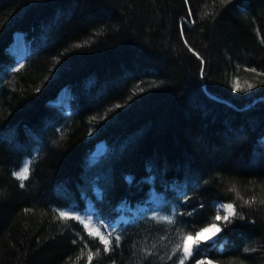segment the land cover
Instances as JSON below:
<instances>
[{
	"label": "trees",
	"instance_id": "1",
	"mask_svg": "<svg viewBox=\"0 0 264 264\" xmlns=\"http://www.w3.org/2000/svg\"><path fill=\"white\" fill-rule=\"evenodd\" d=\"M263 138L264 0H0V264H176L216 201L193 260L264 264Z\"/></svg>",
	"mask_w": 264,
	"mask_h": 264
},
{
	"label": "snow or ice",
	"instance_id": "2",
	"mask_svg": "<svg viewBox=\"0 0 264 264\" xmlns=\"http://www.w3.org/2000/svg\"><path fill=\"white\" fill-rule=\"evenodd\" d=\"M229 0H221V3H228ZM248 87H252V85H248ZM141 91L143 89H140ZM239 90V89H238ZM116 107H119V105H116ZM32 162L31 161H26L23 165V167L20 169V171L18 172H14L13 175H15L20 181H21V187L24 186L23 184V181L28 179V175H29V171H30V164ZM230 191H235V187L233 186L232 189H230ZM245 203H248V204H251L252 201H245ZM261 203H264V201H261ZM220 210H225L226 211V214L224 216H220L219 214L215 217V220L216 221H224L225 222V227L224 229H221L219 227H217V230L216 232L213 233L212 237H209L208 240L212 241L213 243H216L218 242V239L220 237L217 236V233H221L223 232L224 230L227 229L228 225L231 224L235 219H243L242 216L239 215V213L236 211V208L233 206V204L229 203V204H224V205H219L218 206V211ZM60 217L62 218H65V219H68L69 218V215L68 213L66 212H63L61 211L59 213ZM75 219H80V217H73ZM89 219H91V217H89ZM158 220H162V221H167L168 223H173V219L171 217H168V216H164V217H158ZM98 223H101V226H104L102 225V222H98ZM213 227H216V225H212ZM85 227H87V225H85ZM207 229H201V231H206ZM89 235H94V236H98L101 243L104 244V250L105 251H109L110 250V240H107L104 238L103 235H101L100 233H89ZM109 236L112 235L111 232L108 233ZM189 235H186L183 237V242H184V247L182 249L183 251V257L179 260V264H185L186 261L194 258V256L196 254H198L200 251H201V246L202 244H204L205 246H207V241H204L202 242L201 240L199 239H195L193 241L192 244H187V240L189 239ZM200 235V232H197L196 233V236H199ZM115 240H116V243L118 244L119 243V240H120V237L117 235L115 237ZM176 250H181V245L180 244H177L176 245ZM248 249H245V251H247ZM88 260L89 262L92 260V255L89 254L88 256ZM197 264H202L201 261H197Z\"/></svg>",
	"mask_w": 264,
	"mask_h": 264
},
{
	"label": "rangeland",
	"instance_id": "3",
	"mask_svg": "<svg viewBox=\"0 0 264 264\" xmlns=\"http://www.w3.org/2000/svg\"><path fill=\"white\" fill-rule=\"evenodd\" d=\"M22 43H24V41L21 39V38H18V36L16 35V37H13L12 39V43L10 44V50L14 53L16 52L17 54H23V45ZM21 57L22 55H20V59H19V62L21 61ZM237 82H233V84H236ZM66 95H64V90L61 89L56 97V103L57 105H61L63 103H65V99H66ZM52 102H54V99L52 100ZM264 140V138L262 139ZM102 142V141H101ZM103 143V142H102ZM99 143L97 142L94 146V149H93V152L91 153L92 155L96 156V155H101V153L105 150V145L104 143ZM224 204H229V202H225V201H216L214 203V206H215V210H216V214L215 216L212 218V221L208 224H206L205 226L201 227L200 229L196 230L195 232L193 233H185L184 235L181 236L180 238V241H179V244L181 245V250H180V257L177 261L176 264H179V260L183 257V247H184V242H183V237L186 236V235H189V239L187 240V244H192L193 241L195 239H199L201 240L202 242L204 241H207V244H212L213 242L208 240L209 237H212L213 233L216 232L217 230V227L221 228V225H220V222L222 221H216L215 220V217L219 214L220 216H224L226 214V211L225 210H220L218 211V206L219 205H224ZM62 211V210H61ZM63 212H66L68 213V215H74V216H78L80 217V219L83 221V223L85 225H87V230L90 231V232H93V233H99L98 229L96 228V226L94 225L93 223V217L90 213H87V214H75V213H71L69 211H63ZM89 217H91V219H89ZM212 225H216V227H213ZM201 229H207L206 231H201ZM197 232H200V235L199 236H196V233ZM101 234V233H100ZM221 233H217V236L219 237ZM102 235V234H101ZM204 244H202L203 246ZM197 261H201L202 264H219L218 262H215L211 259H209L207 256H199L197 259L193 260L190 259L188 261L185 262V264H197Z\"/></svg>",
	"mask_w": 264,
	"mask_h": 264
}]
</instances>
